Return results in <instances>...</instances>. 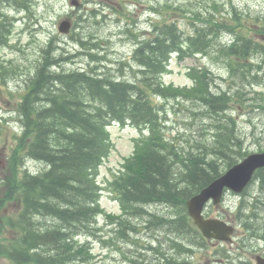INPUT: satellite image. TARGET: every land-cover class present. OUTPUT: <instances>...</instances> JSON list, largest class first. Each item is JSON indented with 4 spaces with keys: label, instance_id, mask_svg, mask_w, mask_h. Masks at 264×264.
<instances>
[{
    "label": "trees",
    "instance_id": "trees-1",
    "mask_svg": "<svg viewBox=\"0 0 264 264\" xmlns=\"http://www.w3.org/2000/svg\"><path fill=\"white\" fill-rule=\"evenodd\" d=\"M28 2L0 0V44L10 40L11 18L4 12L7 4L26 10ZM195 16L200 17L199 13ZM257 18L264 28V18ZM244 26L219 22L216 16L202 20L193 33L184 35L176 21L154 24L152 37H135L140 40L134 59L141 77L131 81L117 79L98 65L65 69L64 63L75 55H53V41L43 48L42 59L18 102L20 130L14 135L16 144L9 152L5 177L0 178V258L7 259L8 264H84L93 258L89 242L81 241V237L92 236L98 217L105 212L98 178L101 165L114 147L109 129L113 122L132 123L142 133L136 139L134 153L110 182L122 214L109 216L121 219V233L127 235L126 228L136 229L129 218L123 219L128 215L150 218L145 228L168 225L172 232L198 237L186 202L222 174L219 160L223 156H230L223 159L229 168L238 161L231 155H246L244 141L236 129L231 92L213 91L210 69L193 67L190 75L194 84L186 88L166 85L163 76L174 55L183 59L210 54L216 47L241 83H262L264 42L253 38ZM221 32L232 38L217 48L215 40ZM92 53L87 51V55L96 56ZM258 55L260 60L253 62ZM1 67L6 68L3 64ZM242 92L239 88L238 96ZM169 97H185L201 104V112L212 122L210 135L184 146L180 136L169 133L164 109L155 101ZM28 159L40 161L45 167L30 171L26 168ZM260 174L264 178L263 172ZM153 204L173 211L165 218L148 209ZM45 217L52 218L50 224ZM41 221L46 224L39 227ZM172 243L178 253L186 251L174 239ZM125 264L187 263L169 255L161 260L127 258Z\"/></svg>",
    "mask_w": 264,
    "mask_h": 264
},
{
    "label": "rangeland",
    "instance_id": "rangeland-1",
    "mask_svg": "<svg viewBox=\"0 0 264 264\" xmlns=\"http://www.w3.org/2000/svg\"><path fill=\"white\" fill-rule=\"evenodd\" d=\"M28 7L24 10L17 5L7 4L4 9L11 18V32L9 43L0 44V118H3L0 120V177H5L4 164L16 144L14 135L20 129L18 102L42 59L43 48H48L51 41L53 55L65 58L75 55L64 63L63 68L85 69L98 65L103 71L110 70L109 73L117 79L130 81L141 77L140 66L134 59L140 40L135 37H152L154 24L176 21L184 35H188L193 33L195 25L202 24V20L217 16L219 22L245 25V30H250L253 38L264 42V28L260 26L263 23L257 18H264V0H138V3L129 0H29ZM198 13L200 17L197 18L195 15L198 16ZM66 18L72 20V30L62 33L60 23ZM231 38L227 32L219 33L218 40H215L217 48L220 43H229L230 40H227ZM93 45H97L96 50ZM215 49L213 47L210 54L186 56L183 59L174 55L163 81L166 85L190 87L193 84L191 68L210 69L214 78L213 91L231 92L238 120L236 129L243 138L245 151L254 153L264 150V80L258 85L241 83ZM87 51L96 56L87 55ZM260 57H254V62H258ZM2 64L6 67L4 70ZM2 77L6 82L3 83ZM239 88L243 91L240 96L237 94ZM155 101L164 109L168 132L180 136L184 146H190L196 138L210 135L212 122L201 112L199 106L202 105L193 99L169 97L155 98ZM197 111L201 114H196ZM109 128L114 147L101 165L98 179L103 188L102 206L107 213L118 216L122 214V206L109 188L110 181L133 154L141 130L132 123L123 125L117 122ZM231 156L237 160L245 157H239L237 153ZM223 157L230 159L229 155ZM225 158L219 160L224 170ZM26 167L39 172L45 164L28 159ZM245 192L243 195L227 191L220 205L210 202L205 210L207 216L222 218L236 226L233 245L194 246V256L178 253L172 240L169 241L170 236L185 243L192 242L187 236L167 230L168 225L145 228L150 218L125 215L123 219L129 218L130 225L136 229L126 228L124 231L127 235H123L119 228L121 219H112L103 213L94 225L92 236L81 237V241L89 242L93 255L84 264H125L127 258L161 260L166 254L185 258L187 264H253L251 252L256 244L254 231L264 227V191L261 182L254 180ZM241 206L243 211L238 212ZM148 209L162 215L173 211L165 205L155 204L148 206ZM45 219L50 224L52 218ZM46 223L41 221L38 226ZM221 259L224 260L221 262ZM8 263L7 259L0 258V264Z\"/></svg>",
    "mask_w": 264,
    "mask_h": 264
},
{
    "label": "water",
    "instance_id": "water-1",
    "mask_svg": "<svg viewBox=\"0 0 264 264\" xmlns=\"http://www.w3.org/2000/svg\"><path fill=\"white\" fill-rule=\"evenodd\" d=\"M70 28V20L67 19L61 22L60 30L62 32H69ZM263 166L264 152L250 154L188 201L191 215L206 236L229 240L234 228L219 219H205L202 215L205 203L211 197L214 198L216 203L219 202L225 187H229L236 192H242L251 180L254 171Z\"/></svg>",
    "mask_w": 264,
    "mask_h": 264
},
{
    "label": "flooded vegetation",
    "instance_id": "flooded-vegetation-1",
    "mask_svg": "<svg viewBox=\"0 0 264 264\" xmlns=\"http://www.w3.org/2000/svg\"><path fill=\"white\" fill-rule=\"evenodd\" d=\"M255 239H256V244L251 254L252 257H254L253 258L254 264H257V261L262 260V258L264 259V229L261 228L259 229L257 233V237H255ZM209 242L219 244L218 241L216 242L209 241ZM193 244L197 245V243H193Z\"/></svg>",
    "mask_w": 264,
    "mask_h": 264
}]
</instances>
